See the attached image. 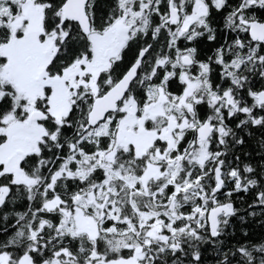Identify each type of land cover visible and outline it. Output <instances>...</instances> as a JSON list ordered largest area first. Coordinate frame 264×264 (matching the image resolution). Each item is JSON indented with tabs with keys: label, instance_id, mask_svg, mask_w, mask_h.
Segmentation results:
<instances>
[{
	"label": "snow or ice",
	"instance_id": "6c2138e0",
	"mask_svg": "<svg viewBox=\"0 0 264 264\" xmlns=\"http://www.w3.org/2000/svg\"><path fill=\"white\" fill-rule=\"evenodd\" d=\"M0 264H264V0H0Z\"/></svg>",
	"mask_w": 264,
	"mask_h": 264
}]
</instances>
